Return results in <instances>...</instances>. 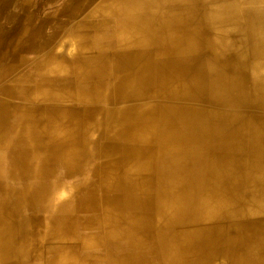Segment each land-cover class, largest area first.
I'll return each instance as SVG.
<instances>
[{
  "label": "bare ground",
  "instance_id": "obj_1",
  "mask_svg": "<svg viewBox=\"0 0 264 264\" xmlns=\"http://www.w3.org/2000/svg\"><path fill=\"white\" fill-rule=\"evenodd\" d=\"M16 6L0 264H264V0Z\"/></svg>",
  "mask_w": 264,
  "mask_h": 264
},
{
  "label": "crops",
  "instance_id": "obj_2",
  "mask_svg": "<svg viewBox=\"0 0 264 264\" xmlns=\"http://www.w3.org/2000/svg\"><path fill=\"white\" fill-rule=\"evenodd\" d=\"M0 3L2 5H4L5 7H8L7 4L10 5V10L8 12L5 11L4 16L2 17V19H0V23L3 24L5 29H7V28L10 29V35H11V37L8 40H6L2 43L1 49L4 51H7V50L13 51V50H15L13 48V46H17L18 43H17L16 37H13V35H12V31L15 30V32H16L17 30H19L21 28V19L22 18L19 15H17V9H18L16 6L17 0H0ZM37 26L38 25H35V26L32 25V27H31L32 29L30 31H28L27 34L29 32H33V30L36 29Z\"/></svg>",
  "mask_w": 264,
  "mask_h": 264
}]
</instances>
